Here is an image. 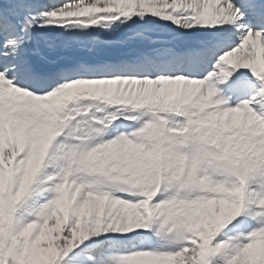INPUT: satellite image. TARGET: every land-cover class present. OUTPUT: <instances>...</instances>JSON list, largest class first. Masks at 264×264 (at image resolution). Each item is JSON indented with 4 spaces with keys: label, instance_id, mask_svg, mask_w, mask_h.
<instances>
[{
    "label": "snow or ice",
    "instance_id": "1",
    "mask_svg": "<svg viewBox=\"0 0 264 264\" xmlns=\"http://www.w3.org/2000/svg\"><path fill=\"white\" fill-rule=\"evenodd\" d=\"M0 264H264V0H0Z\"/></svg>",
    "mask_w": 264,
    "mask_h": 264
},
{
    "label": "rangeland",
    "instance_id": "2",
    "mask_svg": "<svg viewBox=\"0 0 264 264\" xmlns=\"http://www.w3.org/2000/svg\"><path fill=\"white\" fill-rule=\"evenodd\" d=\"M241 242H243V241H241Z\"/></svg>",
    "mask_w": 264,
    "mask_h": 264
}]
</instances>
